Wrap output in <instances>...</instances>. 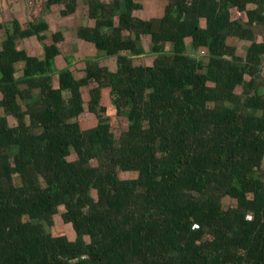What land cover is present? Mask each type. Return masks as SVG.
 <instances>
[{"label":"trees","instance_id":"trees-1","mask_svg":"<svg viewBox=\"0 0 264 264\" xmlns=\"http://www.w3.org/2000/svg\"><path fill=\"white\" fill-rule=\"evenodd\" d=\"M79 1L41 6L69 18ZM121 2L132 14L133 0ZM225 2L218 21L250 0ZM204 8L209 30L193 19L121 20L116 2L88 0L77 38L100 56L64 69L61 34L49 39L45 25L23 28L15 19L4 28L0 264H264V94L257 93L264 45L239 58L230 32ZM248 15L247 25H264L263 7ZM237 27V36L253 38ZM30 38L42 59L21 48ZM188 41L208 53L206 80L215 88L197 83L200 63ZM102 57L115 60V72ZM107 93L126 129L102 111ZM86 96L98 124L83 130ZM57 218L73 237L54 235Z\"/></svg>","mask_w":264,"mask_h":264},{"label":"crops","instance_id":"crops-1","mask_svg":"<svg viewBox=\"0 0 264 264\" xmlns=\"http://www.w3.org/2000/svg\"><path fill=\"white\" fill-rule=\"evenodd\" d=\"M106 1H109V0H106ZM112 1L116 2L118 6V9L120 11L119 14L122 17L121 20H129L133 16L135 18H138L144 21L157 20V21H161L168 25L180 26L184 24L186 21L193 19V20H198L199 26L202 30H209L210 25H211L210 18H207V17L200 18L199 17V14L201 10L204 8L205 2H206L207 4H206V7L204 8L205 13L208 12L211 14V18H212V22L214 26L215 24L217 25L219 23V26H221V30L223 34L230 32L227 43L232 48L236 49L237 56L239 58H246L249 50L251 49L254 43L264 45V25L258 21H255L252 25H247L248 20H249L248 14L253 11L262 10V7L256 0H250V2L248 3L244 11L240 10L238 7H232L230 9V12L226 16L228 18V21H221V20L218 21L220 18V16H218V9H221L222 5H227L226 4L227 2H225V0H133L132 14H127L125 4L117 3L116 0H112ZM121 1L122 0H120V2ZM23 3H24V6L23 8H21V7H18V5L10 2L9 0H0V43L6 40V36H5L6 30L4 28H7V26L10 27L11 24L13 25L12 23L13 19L17 20L23 28L25 27L28 28V25L32 23L34 17L30 16L32 13V10L30 9L29 6L31 5H28L26 0H23ZM85 3L87 4L88 0H86ZM78 7L79 8H78V12L76 13V15L71 16L69 18H60L58 14V9H57V12L55 13L53 12L54 10H52L51 12H45V14H43V5H42L41 15L43 16V18H46L50 15H51L50 17L57 15L60 21L74 20L73 18L78 17V14L81 13L80 10L85 8V6L82 3V0L79 1ZM7 13L10 15L9 18L12 17L11 22L9 24L4 23ZM216 16L218 17L217 20H216L217 18ZM84 23H86V18L84 19V21H82V24L80 26H82ZM232 23H234V25L236 26V30L234 28L230 29L231 27H233V26H230ZM44 25L46 28L43 30V32L46 35L51 30V26H50L51 23H49L48 21H43L35 26H44ZM239 25H245L248 29H250L251 35L253 36V38H250V35L248 38H245V39L242 36H237L236 31L238 30L237 26ZM63 29L64 28H62L61 31L56 33V34H61L64 37V41H65L64 44L65 43L67 44L65 45V47H63L65 52L62 54V56H60L57 59L58 65L60 64V61L62 60V58L64 59L66 54H72L74 52V48H76L75 47L76 45H77L78 50L82 49L90 53V56L85 58L84 61H86L87 59H95L100 56L95 50V48L93 47V45L84 43L77 38V30H76L75 40H73L71 36L73 40V48H72V43L70 44L67 43L68 41H67L66 34L68 30L65 29L64 32H62ZM211 35H212V31L209 32V36ZM33 39L36 40V38H30L28 40L31 41ZM28 40H25V41H28ZM25 41L22 42L21 48H23V43ZM37 43L39 44L38 41ZM61 46H63V44ZM23 50L26 51V49H23ZM71 50L72 52L70 53ZM187 51L191 55L193 54V56H197L199 63H200L201 74L197 78V83L215 88V86L208 84L206 80V73H207L208 65H209L208 53L205 50H202L200 52L193 50L191 46V41L187 42ZM26 53L28 54L27 51ZM92 53L94 54L93 56H92ZM40 54L41 55L37 57L38 59L43 58V52ZM65 58H67L68 61L69 60H71V62L74 61L73 64H75L76 62L72 57L70 58L65 57ZM257 93L264 94V66L258 71Z\"/></svg>","mask_w":264,"mask_h":264},{"label":"rangeland","instance_id":"rangeland-1","mask_svg":"<svg viewBox=\"0 0 264 264\" xmlns=\"http://www.w3.org/2000/svg\"><path fill=\"white\" fill-rule=\"evenodd\" d=\"M9 1L18 5V7H21V8H23V6H24L23 0H9ZM42 1L44 2V0H26L28 5H31V6H29L30 9L32 10V13L30 16L34 17V19L32 21V25H37L43 21H48L49 23H51V25H50L51 30L49 33L46 34V36L49 37V39L53 34H56L59 31H61L62 28H64L62 30V32H64V30L67 29L68 32L65 31V32H67V34H66L67 35V41H68L67 43L68 44L72 43V48H73V40H75L76 30L82 24V21H84V19L86 18L85 17L86 10H84L87 7V4L85 3L86 0H82V3L85 6V8L80 10L81 13L78 14V17L73 18L74 20H66V21H60V19L58 18V16L56 14H55L56 16L50 17L51 16L50 15L46 18H43V16L41 15V3H42ZM116 1H117V3H122V2H120V0H116ZM53 10H54L53 11L54 13L57 12V9H53ZM9 16L10 15L7 13L4 23L9 24L11 22L12 17L9 18ZM26 23H27V21H26ZM71 36H72L73 40H72ZM65 45H67V44L66 43L63 44L62 47H65ZM75 47L76 48H74V52L72 54H66L65 55V57H68V58L72 57L76 61L75 64H73L74 66L77 63L84 62V59L90 56L89 52H86L85 50H82V49L78 50L77 45ZM22 49H26V51L29 54L28 56L30 57L31 61H35L36 59H38L37 57H39L41 55L40 53H42L41 47L39 46V44L37 43V41L35 39H33L31 41L30 40L25 41L23 43ZM93 55L94 54L92 53V56ZM65 57H64V59L62 58V60L60 61V64H59L60 69L67 68L70 65V63H69L70 60L68 61L67 58H65ZM151 61H152L151 59H148V60H146V63L149 65L151 63ZM101 63H102V66L108 67L112 72L116 71L115 60H107V59H104V57H102ZM74 66L71 67V70H74ZM77 77L83 78V77H85V75L78 74ZM108 98H109V94L107 93L104 95V98L102 100V104H101L102 111L105 113V116L107 118H111V122L117 130L120 127H122L123 129H126L127 121L124 118L123 113L119 112L115 108H113L110 105ZM85 100H86V104H87L86 105V113L83 115V117L81 119L80 126L83 130H88V129L96 127L98 124V120L96 117L95 105H93V104L90 105L89 99L87 96H86ZM2 116L3 115L0 111V118ZM10 125L11 126L15 125L14 120H10ZM169 139H170V144L173 145L174 136L169 135ZM16 151L17 150L14 149L13 154H16ZM124 177L128 178L126 176H124ZM130 178H132V179L137 178V175L133 174L130 176ZM228 205H229V202L225 201V206H228ZM53 233L55 236L67 235V236L73 237V233H72L71 229L69 227H65L61 223L60 218H57V224L53 230Z\"/></svg>","mask_w":264,"mask_h":264},{"label":"built area","instance_id":"built-area-1","mask_svg":"<svg viewBox=\"0 0 264 264\" xmlns=\"http://www.w3.org/2000/svg\"><path fill=\"white\" fill-rule=\"evenodd\" d=\"M262 3L263 11H264V0H260Z\"/></svg>","mask_w":264,"mask_h":264},{"label":"clouds","instance_id":"clouds-1","mask_svg":"<svg viewBox=\"0 0 264 264\" xmlns=\"http://www.w3.org/2000/svg\"><path fill=\"white\" fill-rule=\"evenodd\" d=\"M249 219H251V217H248Z\"/></svg>","mask_w":264,"mask_h":264}]
</instances>
